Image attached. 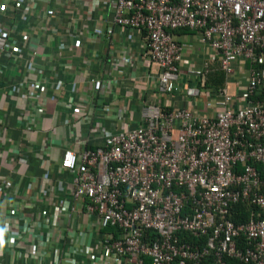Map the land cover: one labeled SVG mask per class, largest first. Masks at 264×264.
I'll return each mask as SVG.
<instances>
[{
	"label": "built area",
	"instance_id": "built-area-1",
	"mask_svg": "<svg viewBox=\"0 0 264 264\" xmlns=\"http://www.w3.org/2000/svg\"><path fill=\"white\" fill-rule=\"evenodd\" d=\"M113 5L117 26L144 34L149 60L159 68L158 92L184 91L191 104L148 106L138 126L103 132L99 144L80 152L64 150L61 167L71 174L72 197L99 220L94 236L101 249L94 258L202 264L211 257V264H228L227 259L264 264V0ZM182 29L195 32L211 51L201 67L186 71L192 76L188 84L180 71L184 44L175 37ZM6 40L0 34V50ZM24 44L31 58L37 55V38ZM214 62L225 84L212 92L214 114L196 113L195 100ZM92 83L101 89L100 80ZM228 84H234L233 92ZM238 204L247 205L250 215L235 223L231 214ZM112 227L117 235L108 230ZM147 230L156 236L145 238ZM45 234L57 237V228Z\"/></svg>",
	"mask_w": 264,
	"mask_h": 264
},
{
	"label": "crops",
	"instance_id": "crops-1",
	"mask_svg": "<svg viewBox=\"0 0 264 264\" xmlns=\"http://www.w3.org/2000/svg\"><path fill=\"white\" fill-rule=\"evenodd\" d=\"M114 1L0 0L7 39L0 50V264H128L94 258L99 220L73 199L63 152L138 126L143 108L189 107L191 100L184 91L158 92L159 68L145 36L113 22ZM175 37L184 44L180 71L188 84L186 71L201 67L211 51L193 31ZM28 38L40 41L33 58ZM92 79L101 81L99 91ZM195 101L196 113L214 114L210 89ZM52 226L57 237L45 234Z\"/></svg>",
	"mask_w": 264,
	"mask_h": 264
},
{
	"label": "trees",
	"instance_id": "trees-1",
	"mask_svg": "<svg viewBox=\"0 0 264 264\" xmlns=\"http://www.w3.org/2000/svg\"><path fill=\"white\" fill-rule=\"evenodd\" d=\"M179 31L185 32V31H190V30L189 29H182V30H178L176 32H179ZM224 84H225V74L223 71L220 70L219 63L214 62V64L211 67V71L207 74V78L205 80V84H204L203 88H208L213 92V91L217 90L218 88L224 86ZM161 107L163 109H171L170 107H165V106H161ZM249 213H250V210H249V207L247 205L238 204V205L234 206L232 209L231 219L235 223L243 222L249 218V215H250ZM108 230L112 231L116 235L118 234V230L114 227L109 228ZM155 236H156V234L152 230L145 231V238L152 239ZM184 237H185V235H184ZM187 239L191 242H197V243H204L205 242V237H189ZM227 260H228V264H243L240 261H237L235 259H227ZM146 262H149V258H146ZM202 264H211V257H206V259H204Z\"/></svg>",
	"mask_w": 264,
	"mask_h": 264
},
{
	"label": "clouds",
	"instance_id": "clouds-1",
	"mask_svg": "<svg viewBox=\"0 0 264 264\" xmlns=\"http://www.w3.org/2000/svg\"><path fill=\"white\" fill-rule=\"evenodd\" d=\"M3 231L2 230H0V246H2L3 245V243H4V241H3Z\"/></svg>",
	"mask_w": 264,
	"mask_h": 264
},
{
	"label": "rangeland",
	"instance_id": "rangeland-1",
	"mask_svg": "<svg viewBox=\"0 0 264 264\" xmlns=\"http://www.w3.org/2000/svg\"><path fill=\"white\" fill-rule=\"evenodd\" d=\"M228 89H229V91L231 92V91H232V89H235V86H234V85H232V84H229V86H228Z\"/></svg>",
	"mask_w": 264,
	"mask_h": 264
}]
</instances>
